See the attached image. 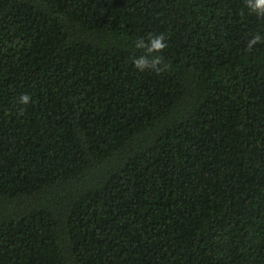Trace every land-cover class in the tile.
<instances>
[{
  "label": "trees",
  "instance_id": "obj_1",
  "mask_svg": "<svg viewBox=\"0 0 264 264\" xmlns=\"http://www.w3.org/2000/svg\"><path fill=\"white\" fill-rule=\"evenodd\" d=\"M255 33L244 0H0V264H264Z\"/></svg>",
  "mask_w": 264,
  "mask_h": 264
},
{
  "label": "clouds",
  "instance_id": "obj_2",
  "mask_svg": "<svg viewBox=\"0 0 264 264\" xmlns=\"http://www.w3.org/2000/svg\"><path fill=\"white\" fill-rule=\"evenodd\" d=\"M244 6L250 14L264 18V0H244ZM258 44H264V35L260 33L251 34L247 41L246 49L251 52ZM135 48L142 50L143 54L137 56L134 61V67L140 71L152 70L156 72L163 71V60L160 55L167 47V40L164 34L149 33L148 38H138L135 41ZM31 97L24 94L20 97V103L27 105Z\"/></svg>",
  "mask_w": 264,
  "mask_h": 264
}]
</instances>
